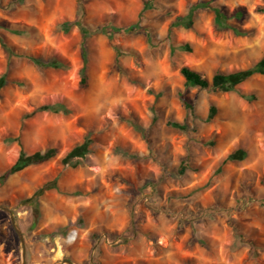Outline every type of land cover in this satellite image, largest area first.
Masks as SVG:
<instances>
[{
    "label": "rangeland",
    "instance_id": "1",
    "mask_svg": "<svg viewBox=\"0 0 264 264\" xmlns=\"http://www.w3.org/2000/svg\"><path fill=\"white\" fill-rule=\"evenodd\" d=\"M144 1L0 0V36L15 53L0 45L9 80L0 90V175L20 152L5 139H20L28 154L55 150L0 186L26 264H264V75L237 86L247 100L185 87L180 74L188 67L210 80L262 59L264 0H153L142 12ZM78 12L89 30L141 28L83 40L62 25ZM54 104L68 112L26 117ZM86 139L89 153L63 165ZM238 149L242 160L225 161ZM47 184L58 189L39 193ZM21 255L0 210V264H22Z\"/></svg>",
    "mask_w": 264,
    "mask_h": 264
},
{
    "label": "trees",
    "instance_id": "2",
    "mask_svg": "<svg viewBox=\"0 0 264 264\" xmlns=\"http://www.w3.org/2000/svg\"><path fill=\"white\" fill-rule=\"evenodd\" d=\"M154 7L153 0H145L143 3V9L142 12L147 11L148 9ZM141 12V13H142ZM192 12L188 15V19L186 22V28H189L191 26V17ZM215 14V24L217 26H220L223 17L221 15V12L218 9L214 10ZM67 29L75 26L78 28L81 37L83 40L90 37L91 35H94L96 33L105 34L110 38L112 36L111 33L113 32H121V33H136L140 30V25L138 22L126 27V28H108L107 26L100 25L95 30H89L83 23L82 17L79 14V12L76 14L75 20L73 22H65L62 24ZM111 30L108 32V30ZM9 31L16 32L15 29H8ZM0 45L3 48V50L7 53V55H12L14 51L12 48L8 46V44L5 42L3 37L0 36ZM185 48L190 51V48L188 45L185 46ZM15 54V53H14ZM8 55V56H9ZM82 58L84 60V63L86 62V55H85V48L82 45ZM30 60L36 65L37 67L41 68H53V69H64L65 66L62 62L58 60H50L48 62H43L39 58H30ZM86 68L83 66L81 69V80L80 83L82 85L85 84L86 81ZM180 74L184 79V85L185 87H198L200 89H209L213 92L217 93H227V92H236L242 97L243 99H249L253 96H247L245 94H242L237 89V86L248 80L253 75H264V57L260 59L255 65L248 69L238 70L230 73H221L217 72L212 75L211 79L209 80L207 77L202 75L199 72H196L188 67H182L180 68ZM8 75L7 71L0 75V90L8 83ZM186 107H190L188 103L184 104ZM38 112H62L67 113L68 110L60 104H54V105H43L38 107L34 112L27 115L26 117H31L34 113ZM216 114V108L214 106H211L209 108V119H212L213 116ZM136 129L142 130L139 125L132 124ZM173 127L179 128L180 130L184 129L183 125L179 124H171ZM143 131V130H142ZM12 142H17L20 146V152L16 159V161L13 163V165L6 170L4 173L0 175V186L12 175L16 174L19 171L24 170L27 167L34 166V165H40L43 164L49 160H51L55 156V150L53 148H49L43 152L37 151L32 154L26 153V151L23 149L22 143L20 139L18 138H8L4 140V143L9 144ZM91 141L89 139L84 140L81 144L76 145L73 147L63 158H62V164L63 165H72L75 166L78 163V159L85 157L89 153V147H90ZM245 152L241 149H238L232 153H230L225 161H240L244 158ZM180 171H184V168L181 167ZM49 189H58L55 184H47L43 186L41 189H39V193L44 192L45 190Z\"/></svg>",
    "mask_w": 264,
    "mask_h": 264
},
{
    "label": "water",
    "instance_id": "3",
    "mask_svg": "<svg viewBox=\"0 0 264 264\" xmlns=\"http://www.w3.org/2000/svg\"><path fill=\"white\" fill-rule=\"evenodd\" d=\"M0 210L5 211L9 214L10 223H11L13 229L15 230L16 234L18 235L19 240H20L21 245H22V255H21L22 264H26V260H25L26 249H25L24 236H23L21 229L19 228L18 224L16 223L14 213H13L11 208H9L8 206H5V205H0ZM57 264H74V263L70 262L69 260H63L62 262L57 263Z\"/></svg>",
    "mask_w": 264,
    "mask_h": 264
}]
</instances>
